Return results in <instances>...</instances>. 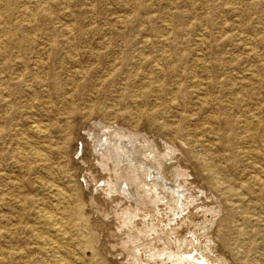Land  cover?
I'll return each mask as SVG.
<instances>
[{
  "label": "rangeland",
  "instance_id": "374dc122",
  "mask_svg": "<svg viewBox=\"0 0 264 264\" xmlns=\"http://www.w3.org/2000/svg\"><path fill=\"white\" fill-rule=\"evenodd\" d=\"M56 260L264 264V0H0V264Z\"/></svg>",
  "mask_w": 264,
  "mask_h": 264
},
{
  "label": "bare ground",
  "instance_id": "6f19581e",
  "mask_svg": "<svg viewBox=\"0 0 264 264\" xmlns=\"http://www.w3.org/2000/svg\"><path fill=\"white\" fill-rule=\"evenodd\" d=\"M36 1V0H35ZM172 3V2H171ZM22 10V9H21ZM32 15V14H31ZM30 16V15H29ZM25 20V19H24ZM27 22V21H26ZM220 27V26H219ZM201 31V30H200ZM197 32V31H196ZM242 33V32H241ZM149 38V37H148ZM142 39V38H141ZM245 43V42H244ZM190 47V46H189ZM211 47V46H210ZM160 48V47H159ZM242 48V47H241ZM190 49V48H189ZM256 49V48H255ZM202 51V50H201ZM180 53V52H179ZM258 56V55H257ZM153 61V60H152ZM153 62H155V61H153ZM189 63V62H188ZM150 64V63H149ZM148 66V65H147ZM249 67V66H248ZM151 69H152V66L150 67ZM252 68V67H251ZM155 70V69H154ZM154 70L152 69L151 71H153L154 72ZM159 71V70H158ZM258 72V71H257ZM78 72L76 71V74H77ZM82 73V71L80 70V74ZM79 74V73H78ZM82 75H80V77H81ZM82 78V77H81ZM179 78V77H178ZM175 84V83H174ZM199 85V84H198ZM243 88V87H242ZM186 91V90H185ZM228 91V90H227ZM179 93V92H178ZM215 103V102H214ZM211 109V108H210ZM195 112V111H194ZM100 123H97V125H99ZM101 125V124H100ZM33 126V125H32ZM47 127V126H46ZM95 127V126H94ZM102 127V130L101 131H103V133H104V137H103V139L101 138V140H99L98 141V143H97V145H96V150H97V153H103L104 151H106V153L105 154H107V160H110V161H112V162H114L115 164H117V165H121V166H125L124 168H125V171L127 170L126 168H129V170L128 171H126V173L127 174H130V173H134V171H138V169L140 168L139 167V165L138 166H136L139 162H141V161H139L140 159H141V155H142V150H143V148H145L143 145H140L138 142L139 141H137L139 138L137 137V135H135L136 137H134L132 134H131V132H130V134L131 135H127L126 136V138L124 137V138H121L119 141L117 140V138H119V137H117L118 135H117V133H118V131H116L117 129H115V130H111L110 128H105V126H101ZM254 128V127H253ZM123 130V129H122ZM121 131V130H120ZM120 131H119V133H120ZM122 132H124V131H122ZM102 133V132H101ZM123 134V133H122ZM121 134V135H122ZM97 136L98 135H100V133L99 134H96ZM140 136V135H139ZM142 136V135H141ZM96 137V136H95ZM97 138V137H96ZM138 138V139H137ZM203 139V138H202ZM143 140V139H142ZM144 141V140H143ZM146 141V140H145ZM96 142H97V140H96ZM147 142V141H146ZM205 142V141H204ZM150 143V142H149ZM209 143V142H208ZM144 145H146V143L144 144ZM147 145H148V143H147ZM19 146V145H18ZM17 147V146H16ZM39 147V146H38ZM152 147V146H151ZM150 147V148H151ZM32 149V148H31ZM36 149V148H35ZM146 149V148H145ZM152 149V148H151ZM150 149V150H151ZM148 150V149H147ZM152 151V150H151ZM221 151V150H220ZM157 152V151H156ZM156 152H155V155H156ZM32 153V152H31ZM153 153V152H152ZM34 154V153H33ZM38 154V153H37ZM147 154H148V151H147ZM154 154V153H153ZM39 155V154H38ZM146 155V154H145ZM250 155V154H249ZM162 156V155H161ZM102 157H104V154H103V156H100V158H102ZM106 157V156H105ZM105 157L103 158L104 160H105ZM143 157V156H142ZM153 157H154V155H153ZM145 158V157H144ZM147 158V157H146ZM154 158H156V160H158V158L157 157H154ZM161 158V157H160ZM159 158V159H160ZM45 159V158H44ZM28 160V159H27ZM46 160V159H45ZM106 160V161H107ZM147 160V159H146ZM151 160H152V158H151ZM163 160V159H162ZM162 160H160V161H162ZM109 161V162H110ZM153 161V160H152ZM108 162V161H107ZM156 162V161H155ZM159 162V161H158ZM142 163V162H141ZM144 163V162H143ZM32 164V163H31ZM61 164V163H60ZM140 164V163H139ZM151 164V163H150ZM152 165H154V164H152ZM152 165L150 166V168H148L149 166L148 165H146L147 167H145L149 172L148 173H146V174H148L147 176L148 177H150V181H153L154 183H161L162 185L163 184H165L164 185V187H169L170 189H172L173 188V191H175V195L176 196H178V198L179 199H181V197H183L182 196V192H183V189H185V191H187L186 190V188H183L182 187V185L180 186L177 182L178 181H175L174 183H169V182H167V180L162 176V174L159 172V171H157V169H154L155 168V166L154 167H152ZM157 165V164H156ZM159 165V164H158ZM105 166V165H104ZM108 166V165H107ZM136 166V167H135ZM140 166H141V164H140ZM114 167V166H113ZM117 167V166H116ZM116 167H114L115 169L114 170H116ZM143 167V166H142ZM157 167V166H156ZM160 168H162V166L160 165ZM119 169H121V168H119ZM123 169V168H122ZM143 170V169H142ZM141 170V171H142ZM160 170V169H159ZM121 171V170H120ZM125 171L124 170H122L121 171V173L122 172H124V175H127L126 173H125ZM116 173V172H115ZM137 173V172H136ZM139 173V172H138ZM141 173V172H140ZM139 173V174H140ZM118 174H119V172H118ZM118 174H117V176H118ZM178 174V173H177ZM180 174V173H179ZM253 174V173H252ZM36 175V174H35ZM116 175V174H115ZM130 175H132V174H130ZM137 175V174H136ZM136 175H132L133 177H137ZM143 175H145V172H144V174ZM116 176V177H117ZM129 176V175H128ZM127 176V177H128ZM146 176V175H145ZM146 176V177H147ZM125 177V176H124ZM126 177V178H127ZM131 177V176H130ZM147 177V178H148ZM139 178V177H138ZM138 178H137V181H138ZM146 178V179H147ZM121 179H122V175H121ZM134 179H136V178H134ZM141 179H142V176H141ZM141 179H139L140 180V182H143V181H141ZM149 179V178H148ZM148 179H147V182H149L150 183V181H148ZM118 180V179H117ZM124 180V179H123ZM126 180V179H125ZM127 180H128V178H127ZM143 180V179H142ZM144 180H145V178H144ZM132 181H133V178H132ZM136 181V180H135ZM134 181V182H135ZM223 181V180H222ZM145 182V181H144ZM144 182H143V184H144ZM152 182V183H153ZM119 183H121V182H119ZM118 184V183H117ZM122 185H120L121 186V188H122V190L124 191V193L126 194V195H131V186H129V184L127 183V181H124V182H122L121 183ZM135 184V183H134ZM142 184V183H141ZM119 185V184H118ZM138 185H139V183H138ZM149 185V184H148ZM153 184H150V186H152ZM155 185V184H154ZM153 185V186H154ZM49 186V185H48ZM114 186V185H113ZM115 186H116V184H115ZM137 186V185H136ZM52 187V186H51ZM144 187H146V184L144 185ZM155 187V186H154ZM58 188H59V186H58ZM139 188H141L140 186H139ZM143 188V187H142ZM148 188V187H147ZM150 189V188H149ZM166 189V188H165ZM165 189H163V190H165ZM169 189V190H170ZM58 190V189H57ZM114 190V189H113ZM112 190V191H113ZM119 190V189H118ZM121 190V193L120 194H122V195H124L125 196V194H123L122 191ZM144 190H145V188H144ZM156 190V192H157V189H155ZM161 190V189H160ZM120 191V190H119ZM166 191V190H165ZM137 192V191H136ZM143 192V191H142ZM155 192V193H156ZM169 192V191H168ZM167 192V193H168ZM139 193V192H138ZM138 193H136V194H138ZM149 193V192H148ZM154 193V192H153ZM161 193H165V192H161ZM160 193V195L162 196V194ZM171 193H173V192H171ZM185 193V192H184ZM187 193V192H186ZM58 194V193H57ZM140 194V193H139ZM169 194V193H168ZM61 195V194H60ZM164 196H165V194H163ZM168 196V195H167ZM62 197V196H61ZM129 197V196H128ZM134 197V196H133ZM148 197H149V195H148ZM147 197V198H148ZM150 197H152V196H150ZM156 197V196H155ZM155 197H154V199H155ZM169 197V196H168ZM185 197V196H184ZM126 198V197H125ZM142 198V197H141ZM143 198H145V197H143ZM147 198H145V200L144 201H147L148 199ZM159 198V197H158ZM177 198V199H178ZM132 199V198H131ZM147 199V200H146ZM162 199V198H161ZM160 199V200H161ZM169 199V198H168ZM167 198H166V200H168ZM133 200V199H132ZM157 200V199H156ZM159 200V201H160ZM163 200H165V199H163ZM137 201V200H136ZM139 201V200H138ZM179 200H177V202H178ZM180 201H182V200H180ZM179 201V202H180ZM134 202H135V200H134ZM171 202V201H170ZM173 202H175V201H173ZM60 203V202H59ZM182 203V202H181ZM180 203V204H181ZM144 204V203H143ZM170 204V203H169ZM175 204V203H174ZM179 204V203H178ZM175 206H177V205H175ZM178 206H180V205H178ZM184 206V205H183ZM172 207H173V204H172ZM51 208V207H50ZM57 208H58V206H57ZM174 208V207H173ZM179 208H181V207H179ZM253 209V208H252ZM78 212V211H77ZM41 214V213H40ZM60 214V213H59ZM45 216V215H44ZM55 217V216H54ZM44 218V221L46 222V225L48 224L50 227H53L54 229H56L55 231H58V232H60V231H62V227L60 226V221H58L56 218H53L52 216H49V215H47V216H45V217H43ZM60 220V219H59ZM43 221V222H44ZM7 227V226H6ZM63 232V231H62ZM49 244H50V242H49ZM47 245H48V243H47ZM190 246V245H189ZM188 246V247H189ZM160 253V252H159ZM49 255V254H48ZM162 255V254H161ZM194 255V254H193ZM46 256V255H45ZM83 256V255H82ZM199 255H197V257H198ZM195 257V256H194ZM15 258V257H14ZM64 259V258H63ZM81 259V258H80ZM198 260H199V258H197ZM176 260V259H175ZM203 260V259H202ZM204 261V260H203ZM55 264H62V262L60 261V260H56L55 262H54ZM203 263V262H202ZM201 263V264H202ZM51 264V263H50Z\"/></svg>",
  "mask_w": 264,
  "mask_h": 264
}]
</instances>
